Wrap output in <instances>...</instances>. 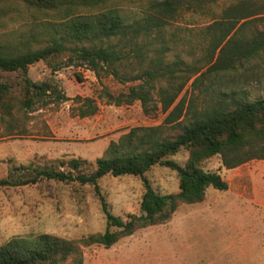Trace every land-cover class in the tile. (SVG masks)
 Instances as JSON below:
<instances>
[{"label": "rangeland", "instance_id": "374dc122", "mask_svg": "<svg viewBox=\"0 0 264 264\" xmlns=\"http://www.w3.org/2000/svg\"><path fill=\"white\" fill-rule=\"evenodd\" d=\"M149 1L117 0L113 6L131 21L145 12ZM237 1L243 0H214L201 10H182L159 34L144 36L138 44L112 39L99 45L125 50L141 47L145 61L127 67L131 73L141 71L157 56L165 65L181 62V72L177 73L181 78L175 80L174 87L186 81L174 104L183 99L184 112L188 107L190 114L212 107L224 94L262 99L264 49L232 69L207 71L219 49L210 52L205 27ZM5 10L0 15V51L5 53L48 44L55 36V24L62 18L60 12L20 1L7 3ZM251 28L264 29V25L253 23ZM68 55L61 53L28 66L32 81L56 84L58 93L65 97H34L31 108L22 107V101L31 94L24 89L22 73L0 70V83L7 89V94L0 97V179L17 174L30 177L38 169L90 174L96 168V159L105 155L112 141L133 127L160 124L167 115L169 110H162L158 94L159 87L169 84L167 77L154 82L146 106L139 100L117 104L106 93L114 97L125 94L140 81L122 83L103 71L97 75L84 64L61 65L53 71L52 65ZM87 103L96 107L95 113L80 116ZM180 131V126H173L165 132L174 136ZM189 152L183 147L167 158L184 165ZM71 159L78 160L77 169L67 164ZM200 166L218 172L227 189L208 187L203 200L196 203L176 200L174 209L166 207L168 218L137 227L109 247L83 242L107 228L101 197L109 212L124 221L130 215L139 217L144 193L141 176L106 174L98 179L97 188L45 177L35 183L0 187V246L13 238L33 240L47 234L75 242L82 264H264V158L226 169L220 155H213ZM144 176L160 194L179 190L177 172L166 166L156 164ZM74 262L70 257L50 264Z\"/></svg>", "mask_w": 264, "mask_h": 264}, {"label": "trees", "instance_id": "16d2710c", "mask_svg": "<svg viewBox=\"0 0 264 264\" xmlns=\"http://www.w3.org/2000/svg\"><path fill=\"white\" fill-rule=\"evenodd\" d=\"M19 1L37 9L57 11L62 15L54 26L55 36H52L48 44L15 53L0 51V70L20 71L24 89L31 93L22 101L23 108H31L34 97L42 99L53 94L57 100L65 98L58 93L56 84L32 81L27 74L29 65L61 53L69 55L64 61L52 65L53 71L58 70L61 65L84 64L97 75L103 71L122 83L140 81L125 94L114 97L106 93L117 104L139 100L146 106L151 101L150 91L154 82L164 77L169 79L166 87L158 88L161 108L163 111L169 110L163 122L133 127L117 141H112L105 155L96 159V168L92 173L71 174L38 169L30 177L17 174L0 179V187L35 183L45 177L93 184L97 188L98 179L106 174L141 176L144 185L140 202L142 214L139 217L130 215V219L124 221L109 212L101 197L107 228L102 233L83 239L85 244L97 243L109 247L120 236L131 234L137 227L168 218L166 207L174 209L176 200L196 203L203 200L208 187L226 190L228 184L218 172L207 171L200 166L201 161L206 158L220 155L221 164L226 169L251 159L264 158V98L247 100L236 97L234 93L224 94V98L212 107L190 114L188 107L184 112L183 99L174 104L186 81L183 80L174 87L175 80L181 78L177 74L181 72V62L165 65L161 57L157 56L149 59L148 65L141 71L131 73L126 70L127 67H131L134 62L141 64L145 61V53L141 47L125 50L124 47L116 48L110 44L104 47L99 45L112 39L126 44H138L139 39L144 36L159 34L182 10H201L214 0H150L145 12L131 21H128L118 7L113 6L117 0H0V15L6 13L7 3ZM258 22L264 25V0H243L226 6L218 18L206 25L210 52L213 54L219 49L216 61L207 71L232 69L240 61L248 60L263 50L264 29L250 31L251 25ZM5 87L0 83V97L7 94ZM95 111L96 107L87 103L80 116H87ZM173 126H180L181 131L171 136L165 131ZM183 147L190 150L184 165L167 158ZM67 164L77 169L79 162L71 159ZM156 164L177 172V193L160 194L152 188L144 173ZM110 226L120 230L111 231L108 228ZM70 257H74L75 264H82L75 242L47 234H40L33 240L13 238L0 246V264H50L63 262Z\"/></svg>", "mask_w": 264, "mask_h": 264}]
</instances>
